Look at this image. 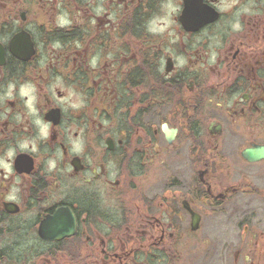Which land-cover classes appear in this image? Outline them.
<instances>
[{
  "label": "flooded vegetation",
  "instance_id": "obj_1",
  "mask_svg": "<svg viewBox=\"0 0 264 264\" xmlns=\"http://www.w3.org/2000/svg\"><path fill=\"white\" fill-rule=\"evenodd\" d=\"M9 82L0 264H264V0H0Z\"/></svg>",
  "mask_w": 264,
  "mask_h": 264
},
{
  "label": "clouds",
  "instance_id": "obj_2",
  "mask_svg": "<svg viewBox=\"0 0 264 264\" xmlns=\"http://www.w3.org/2000/svg\"><path fill=\"white\" fill-rule=\"evenodd\" d=\"M175 11V9H173ZM153 24L155 23L154 21L152 22ZM165 27L168 26L169 21L165 20ZM234 28L238 29L240 25L234 24ZM160 29H157L155 27H150L149 31L156 32L159 31ZM17 91L16 85L9 82L6 88L0 92V103L4 102L5 100H13L15 99L14 92ZM36 89L34 85L32 84H23L19 87L18 89V95L21 98H26L24 99V105L27 109V112L30 115L36 116L37 114V109L35 107V103L37 101V97L35 95ZM19 119V117H18ZM33 123L38 126L39 128V136L41 139H45L49 135V125L45 124L42 122V120L37 116L36 119H34ZM18 147L21 150H31L32 152H36L38 150L37 145L34 141H20L18 144ZM74 151H80L79 145H75ZM16 155V149L13 147H9L8 149L4 150L3 154L0 155V169L4 171L7 175H11L14 171L13 169V160ZM56 167L55 161H49V169L52 170ZM15 190H13L12 193L9 194V199L15 198L14 196Z\"/></svg>",
  "mask_w": 264,
  "mask_h": 264
},
{
  "label": "water",
  "instance_id": "obj_3",
  "mask_svg": "<svg viewBox=\"0 0 264 264\" xmlns=\"http://www.w3.org/2000/svg\"><path fill=\"white\" fill-rule=\"evenodd\" d=\"M259 152H264V150H261V151H259Z\"/></svg>",
  "mask_w": 264,
  "mask_h": 264
}]
</instances>
